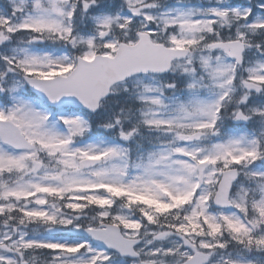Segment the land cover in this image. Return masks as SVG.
Instances as JSON below:
<instances>
[{
    "label": "snow or ice",
    "instance_id": "6c2138e0",
    "mask_svg": "<svg viewBox=\"0 0 264 264\" xmlns=\"http://www.w3.org/2000/svg\"><path fill=\"white\" fill-rule=\"evenodd\" d=\"M0 264H264V0H4Z\"/></svg>",
    "mask_w": 264,
    "mask_h": 264
},
{
    "label": "rangeland",
    "instance_id": "374dc122",
    "mask_svg": "<svg viewBox=\"0 0 264 264\" xmlns=\"http://www.w3.org/2000/svg\"><path fill=\"white\" fill-rule=\"evenodd\" d=\"M241 1H243V2H244V1H247V0H238V2H241Z\"/></svg>",
    "mask_w": 264,
    "mask_h": 264
}]
</instances>
